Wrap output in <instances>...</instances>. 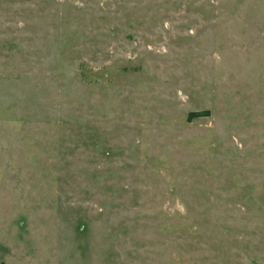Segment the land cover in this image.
I'll return each instance as SVG.
<instances>
[{
  "label": "rangeland",
  "instance_id": "1",
  "mask_svg": "<svg viewBox=\"0 0 264 264\" xmlns=\"http://www.w3.org/2000/svg\"><path fill=\"white\" fill-rule=\"evenodd\" d=\"M0 264H264V0H0Z\"/></svg>",
  "mask_w": 264,
  "mask_h": 264
},
{
  "label": "trees",
  "instance_id": "2",
  "mask_svg": "<svg viewBox=\"0 0 264 264\" xmlns=\"http://www.w3.org/2000/svg\"><path fill=\"white\" fill-rule=\"evenodd\" d=\"M201 114H202V115H201ZM206 114H207L206 112H202V113H193V112H192V113H189V114H188V117H191V116L194 117V116H197V115H198V116H199V115H200V116H204V115H206Z\"/></svg>",
  "mask_w": 264,
  "mask_h": 264
}]
</instances>
